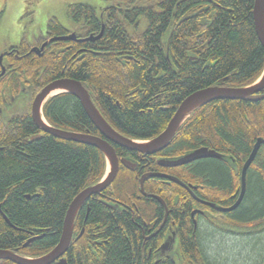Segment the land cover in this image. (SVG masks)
Segmentation results:
<instances>
[{"label":"trees","instance_id":"16d2710c","mask_svg":"<svg viewBox=\"0 0 264 264\" xmlns=\"http://www.w3.org/2000/svg\"><path fill=\"white\" fill-rule=\"evenodd\" d=\"M107 1L109 7L102 11L88 5L68 6L72 24L83 26V34L97 37L105 26L101 39L84 45L85 53L75 58L70 51L47 52L42 58L31 55L15 67L17 78L42 82L44 75L43 85L61 78L81 82L117 132L148 141L167 128L191 94L218 85L248 87L264 71V48L253 19L255 0ZM48 30L54 35L66 33L56 18L50 19ZM26 44L25 40L20 44L22 51ZM43 116L56 129L102 137L71 94L49 98ZM259 139L264 140V100L217 101L194 112L161 155L174 159L201 148L223 155L221 160L195 161L174 175L197 187L194 193L200 200L227 208L239 198L240 173ZM114 148L119 158L133 156ZM106 170L101 151L42 133L30 116L0 124V250L28 258L53 250L71 203L83 190L100 183ZM137 176L138 172L121 166L112 186L84 205L64 256L68 264H150L148 248H154L155 242V248L161 247L173 230L178 245L175 264L226 263L225 258L206 254L202 224L252 240L251 254L243 260L262 264L264 250L258 246L264 234V144L247 172L242 203L228 214L204 208L174 183L147 181L145 192L164 200L176 222L152 243L145 242L148 228L162 222L164 209L156 199L141 195ZM198 209H207V218H192ZM33 237L40 239L24 249Z\"/></svg>","mask_w":264,"mask_h":264},{"label":"water","instance_id":"95a60500","mask_svg":"<svg viewBox=\"0 0 264 264\" xmlns=\"http://www.w3.org/2000/svg\"><path fill=\"white\" fill-rule=\"evenodd\" d=\"M253 19L256 34L264 48V0H255ZM104 33V27L101 33L97 37H90V41H97L102 38ZM37 51V50H35ZM5 54L0 56V62ZM5 73V68H2L0 74L3 76ZM61 91L59 94H71L76 99L79 100L82 107L84 108L89 119L99 131L102 137L90 135L88 133H74L68 132L60 129H56L50 126L43 116V106L47 102L51 95L56 92ZM264 71L260 78L248 87L243 88H231L223 85L212 86L200 91H197L190 96H188L178 107L173 118L169 122L167 128L157 137L148 141L133 140L127 138L117 132L102 116L100 111L95 106L92 97L86 87L81 83L73 79H60L54 81L47 85L40 93L37 94L31 111V117L35 126L45 134L51 135L54 138L74 142L78 144H83L87 146L94 147L101 151L103 154L107 170L102 181L94 186L88 187L83 190L71 203L68 210L63 231L58 245L44 256L38 258H28L23 257L18 254L17 251H6L0 250V261H10L14 264H68L66 258L64 257L67 253L69 246L72 243L73 237L75 235L74 228L76 223V217L78 213L83 209L84 205L94 196H100L102 193L110 188L114 181L116 180L120 166L125 169L135 172L137 169V164L131 162L127 158H119L117 152L114 148L118 146L129 152H136L143 156H151L158 154L169 147L175 138L176 134L187 121V119L201 107L211 104L217 101H243V102H259L264 100ZM57 94V95H59ZM56 96V95H54ZM52 96V97H54ZM41 136L31 138V142L40 139ZM264 144L263 139H259L253 148L251 155L243 166L241 173V193L236 201V203L231 207H221L214 203H208L205 201H199L201 204L210 207L213 211L220 214H228L236 210L242 203L245 193H246V180L247 172L256 156L260 150V147ZM224 156L216 153L215 151L209 150L207 148H201L191 153H188L182 157L174 158L170 160H161L158 164L166 168H177L181 166H186L195 161L202 159H219L221 160ZM152 178H162L169 182H172L183 189L187 190L191 195L192 190H196L197 187L188 186L181 182L175 177L163 176L160 174H147L140 179V192L142 196L147 198L156 199L166 210V216L168 214V207L164 200L158 196L148 195L144 190V184L146 181ZM195 197V196H193ZM114 209L113 206H109ZM199 211L195 210L192 213L194 217ZM6 219V218H5ZM8 222V220L6 219ZM196 225V221H195ZM163 225L160 227L159 231L162 229ZM158 231V232H159ZM84 231L79 235L78 239L82 237ZM40 237H33L27 241L23 248H29L32 243ZM176 244V233L168 234L165 242L160 247L159 252L166 253Z\"/></svg>","mask_w":264,"mask_h":264},{"label":"flooded vegetation","instance_id":"af4514ba","mask_svg":"<svg viewBox=\"0 0 264 264\" xmlns=\"http://www.w3.org/2000/svg\"><path fill=\"white\" fill-rule=\"evenodd\" d=\"M108 3L109 2L107 1L106 8L109 7ZM103 9H101V11ZM80 27L83 28V26H78L77 24H74V25L72 24V28L65 27L66 33L64 35H54L49 32L48 27H47L46 33L39 39L31 43L23 39L27 43L24 51H22V47L20 46V44L23 41L22 40L21 43H19L16 46L10 47L3 53L5 55L0 62V74L2 72V68H5V73L0 78V124L6 126V125H9L11 122H13V120H15L18 117H23V116L31 117L32 106H33V103H34V100L37 94L40 93L41 90L44 89L47 85L54 82L52 81V82H49L43 85V83L45 82L44 75L42 77V82L41 80L35 81L32 78H27V77L24 78V76H20L18 79L16 75L18 74L16 72L17 68H15L17 64L22 63L25 59H27V57L31 55H36L37 57L42 58L47 52L48 54H51V55H58L62 53L63 51L64 52L70 51L72 52V55H73L72 58H75L77 55H79V53H85L87 49L84 47V45L87 43H95L96 41H90L89 38L92 37V33L85 35L82 33V31H80L81 29ZM104 30H105V26H104ZM95 35H98V34L96 33ZM74 45H78V47L75 48ZM81 58H84V55L81 56ZM26 66H29V63ZM61 79H69V78H61ZM162 152L155 154V155H151V156H143L139 153L131 152L133 153L132 154L133 156L130 157V160L131 162H134L137 164L136 171L132 173L138 172L137 177L139 181L144 175H147V174H160L163 176H169V177L176 178L174 173L180 170L181 168L185 167V166H181L177 168H166V167L160 166L158 163L161 160L173 159V157L161 155ZM121 158H124V157H121ZM152 179H161L163 182L172 183L162 178H152ZM240 185H242V180H241ZM144 190H145V187H144ZM194 190H192V193L194 195H191V193L188 192L189 195L192 197V199L196 203H199L204 208L211 209L210 207H207L201 204L199 201L195 199V198L197 199L199 198L195 195ZM200 190L203 191V187H201ZM163 211L164 212H163L162 222L155 223L152 229L148 228V236L145 237V242L152 243L154 239H156V237L161 232L164 231V234H166L167 232L171 231L175 227L176 222H175V218L173 217V211L172 210L170 211V209L168 208L167 216H166V210L164 209ZM198 211L199 212L196 214L197 216L199 215L200 217L207 218V216L209 215V211L207 209L205 210L198 209ZM180 212L184 213L185 210L181 209ZM156 224L158 228L155 227ZM162 225L163 227L159 231ZM155 246H156V242L153 243L154 248ZM154 248L152 247L148 248V259L151 260L150 264H159L161 261H164V260H171V262L175 264L176 258L178 255L176 252L178 250L177 241H176V244L172 248H170V250L166 253L159 252L160 247L159 248L156 247L155 250L153 251Z\"/></svg>","mask_w":264,"mask_h":264},{"label":"rangeland","instance_id":"374dc122","mask_svg":"<svg viewBox=\"0 0 264 264\" xmlns=\"http://www.w3.org/2000/svg\"><path fill=\"white\" fill-rule=\"evenodd\" d=\"M106 4L107 0H0V55L23 39L31 43L42 37L52 18H56L66 28H72L67 13L69 5H88L101 10L106 8ZM59 93L61 91H56L51 97ZM200 234L207 255L225 258L226 263L223 264L248 263L244 260L251 254L252 240L216 232L204 224ZM258 247L264 250V234L260 237ZM262 257L261 262L264 264V254Z\"/></svg>","mask_w":264,"mask_h":264},{"label":"bare ground","instance_id":"6f19581e","mask_svg":"<svg viewBox=\"0 0 264 264\" xmlns=\"http://www.w3.org/2000/svg\"><path fill=\"white\" fill-rule=\"evenodd\" d=\"M254 83H255V82H254ZM172 232L176 233L174 230H173Z\"/></svg>","mask_w":264,"mask_h":264}]
</instances>
